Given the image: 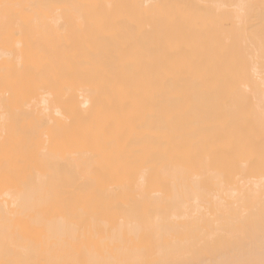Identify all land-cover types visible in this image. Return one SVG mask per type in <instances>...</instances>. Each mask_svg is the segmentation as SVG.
Instances as JSON below:
<instances>
[{
	"label": "bare ground",
	"instance_id": "obj_1",
	"mask_svg": "<svg viewBox=\"0 0 264 264\" xmlns=\"http://www.w3.org/2000/svg\"><path fill=\"white\" fill-rule=\"evenodd\" d=\"M0 264H264V0H0Z\"/></svg>",
	"mask_w": 264,
	"mask_h": 264
}]
</instances>
